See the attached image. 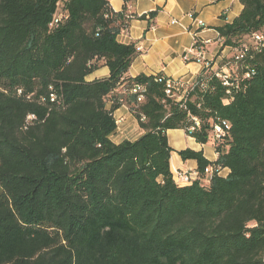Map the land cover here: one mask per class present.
Listing matches in <instances>:
<instances>
[{"label":"trees","instance_id":"1","mask_svg":"<svg viewBox=\"0 0 264 264\" xmlns=\"http://www.w3.org/2000/svg\"><path fill=\"white\" fill-rule=\"evenodd\" d=\"M109 1L0 0V264H264V0L217 27L233 54L180 100L163 73L130 75L139 50L117 39L160 8ZM123 105L143 133L117 143ZM169 129L214 146L178 151L207 184L175 181Z\"/></svg>","mask_w":264,"mask_h":264},{"label":"crops","instance_id":"2","mask_svg":"<svg viewBox=\"0 0 264 264\" xmlns=\"http://www.w3.org/2000/svg\"><path fill=\"white\" fill-rule=\"evenodd\" d=\"M109 2L115 10H121L124 5V0ZM129 6L131 11L138 14L160 8L154 19H134L128 31L120 33L117 37L120 43H134L142 47L128 70L132 76L140 73L148 75L163 73L186 86H191L205 68L202 63L186 59V56H191L189 50L195 39L210 40L203 48L205 57L213 59L214 68L219 67L223 57L233 54L230 47L222 48L217 27L232 22L241 13L243 9L241 0H135ZM190 11L195 12L197 17L205 22L204 27L193 22L188 15ZM108 71L109 68L103 66L89 75L87 80L107 77ZM115 117L120 124L111 136L113 141L118 143L125 139L134 140L143 133L128 106L123 105L117 109ZM121 123L132 124L121 126ZM167 135L170 145L174 148L169 166L174 177L179 171L193 175L198 173L197 161L193 159L184 161L178 153L180 150L186 148L202 150L210 161H215L218 157L214 146L197 142L183 129H169ZM228 172L226 168L222 174L226 175ZM200 181L203 184L208 183L205 177L200 178Z\"/></svg>","mask_w":264,"mask_h":264},{"label":"built area","instance_id":"3","mask_svg":"<svg viewBox=\"0 0 264 264\" xmlns=\"http://www.w3.org/2000/svg\"><path fill=\"white\" fill-rule=\"evenodd\" d=\"M188 15H190L193 22H195L198 26L204 27L205 22H203L202 19L198 18L195 12L190 11L188 13ZM254 38L257 41H261L264 39V34H255ZM209 42H210V40L201 41L199 39H195L194 45L189 50L191 56H189V55L186 56V59L187 60H195L199 63H202L204 65V67L211 66L212 69H217V68H214L213 59H207L205 57V54H204L203 46H204V44L206 45ZM137 49L141 50L142 47L137 46ZM247 51H248V47H245L244 49L237 51V54L234 55V60L228 61V63H231L234 66V71L236 72V74L240 70L239 60H241L245 57ZM228 57H223V59L228 58ZM222 71H223V78L225 79L224 83L226 85H229V83H230L229 77L232 74L230 73V70L227 69V67H223ZM245 76L248 78L250 76V73L247 71V73H245ZM158 79L166 81L165 83H166V87H167V89H166L167 94L173 95V96H178L177 97L178 100L182 99L187 94V92L190 88V86L184 85L179 80H175V79H172L170 77L166 78L165 75H160ZM138 90L145 91V87L136 85V87L133 88L132 91L137 92ZM143 97H144V95L140 94V96L138 97V100H142ZM193 120L195 121V123H194L195 125L190 127V129H189L190 131H193L195 129V126H200V120L198 118L194 117ZM228 127H229V125L226 123V121H223L222 124H216L215 125V131H214V134L212 137L214 139H219L220 137H222V135L225 134V129ZM211 174H212V168L211 167L206 168L205 169V179L208 182L210 180ZM199 177H200L199 173H197L196 175H193V174L188 173V172L179 171V172H177L174 179L179 185H186V184L192 183L194 180L198 179Z\"/></svg>","mask_w":264,"mask_h":264},{"label":"rangeland","instance_id":"4","mask_svg":"<svg viewBox=\"0 0 264 264\" xmlns=\"http://www.w3.org/2000/svg\"><path fill=\"white\" fill-rule=\"evenodd\" d=\"M119 124H120V123H119ZM119 124H118V125H119ZM130 124H132V123H121V126H122V125L127 126V125H130ZM121 126H120V127H121ZM136 126H137V124H136ZM136 126H135V127H136ZM137 127H138V126H137ZM113 135H114V134H113Z\"/></svg>","mask_w":264,"mask_h":264}]
</instances>
